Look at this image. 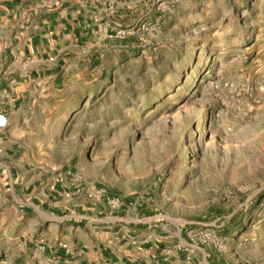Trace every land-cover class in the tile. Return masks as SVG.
<instances>
[{
  "label": "rangeland",
  "instance_id": "obj_1",
  "mask_svg": "<svg viewBox=\"0 0 264 264\" xmlns=\"http://www.w3.org/2000/svg\"><path fill=\"white\" fill-rule=\"evenodd\" d=\"M115 2L128 21L98 37L44 165L156 215L160 246L131 242L148 257L264 264V0ZM6 224L0 264H58Z\"/></svg>",
  "mask_w": 264,
  "mask_h": 264
},
{
  "label": "crops",
  "instance_id": "obj_2",
  "mask_svg": "<svg viewBox=\"0 0 264 264\" xmlns=\"http://www.w3.org/2000/svg\"><path fill=\"white\" fill-rule=\"evenodd\" d=\"M113 5L0 0V113L7 118L0 128V206L6 207L0 215L26 247L42 249L58 264H170L131 246L145 231L160 246L157 216L147 215L144 205L129 208L123 201L110 212L100 200L107 195L67 175L71 164L44 165L51 162L62 111L82 94V80L97 74L98 37L116 18L128 21L120 17L127 11L116 15Z\"/></svg>",
  "mask_w": 264,
  "mask_h": 264
},
{
  "label": "built area",
  "instance_id": "obj_3",
  "mask_svg": "<svg viewBox=\"0 0 264 264\" xmlns=\"http://www.w3.org/2000/svg\"><path fill=\"white\" fill-rule=\"evenodd\" d=\"M7 125V118L4 114L0 113V128H4ZM67 175L72 176V178H74V180L77 182V178L75 177V175L73 174L72 171H67ZM107 204L111 207H115L117 205V203L115 201H110L109 199H107ZM191 231L187 234V237L190 238L191 236Z\"/></svg>",
  "mask_w": 264,
  "mask_h": 264
}]
</instances>
